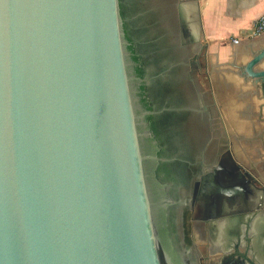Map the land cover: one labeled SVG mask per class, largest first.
I'll use <instances>...</instances> for the list:
<instances>
[{
    "label": "water",
    "instance_id": "1",
    "mask_svg": "<svg viewBox=\"0 0 264 264\" xmlns=\"http://www.w3.org/2000/svg\"><path fill=\"white\" fill-rule=\"evenodd\" d=\"M140 69L121 0H0V264H187Z\"/></svg>",
    "mask_w": 264,
    "mask_h": 264
},
{
    "label": "flooded vegetation",
    "instance_id": "2",
    "mask_svg": "<svg viewBox=\"0 0 264 264\" xmlns=\"http://www.w3.org/2000/svg\"><path fill=\"white\" fill-rule=\"evenodd\" d=\"M185 0H121L146 90L162 173L175 205L170 233L187 264H264V183L237 163L188 50ZM208 85V84H207Z\"/></svg>",
    "mask_w": 264,
    "mask_h": 264
},
{
    "label": "crops",
    "instance_id": "3",
    "mask_svg": "<svg viewBox=\"0 0 264 264\" xmlns=\"http://www.w3.org/2000/svg\"><path fill=\"white\" fill-rule=\"evenodd\" d=\"M197 7L199 54L205 81L219 103L220 129L229 138L237 163L264 183V85L243 81L238 70L264 48V34L254 38L248 33L264 14V0H197ZM262 70L264 60L254 68ZM240 138L252 142H243V149L237 143Z\"/></svg>",
    "mask_w": 264,
    "mask_h": 264
},
{
    "label": "built area",
    "instance_id": "4",
    "mask_svg": "<svg viewBox=\"0 0 264 264\" xmlns=\"http://www.w3.org/2000/svg\"><path fill=\"white\" fill-rule=\"evenodd\" d=\"M264 34V14H262L254 23L251 29V36L254 38H259ZM237 40H233V43Z\"/></svg>",
    "mask_w": 264,
    "mask_h": 264
},
{
    "label": "rangeland",
    "instance_id": "5",
    "mask_svg": "<svg viewBox=\"0 0 264 264\" xmlns=\"http://www.w3.org/2000/svg\"><path fill=\"white\" fill-rule=\"evenodd\" d=\"M205 78H206V75H200V78H199V80H200V84H201V86H202V88L204 89V90H207V87H208V85H207V83H206V81H205ZM211 90V89H210ZM211 92H212V100H213V102H214V105H215V108L217 109L216 110V116L219 114V110H218V106L217 105H219V103H217V100L213 97V91L211 90ZM241 140H238V144L239 145H241V146H243L242 148L244 149V144H243V142H252L250 139H244V138H240ZM233 143H235V145H236V141L235 140H233Z\"/></svg>",
    "mask_w": 264,
    "mask_h": 264
},
{
    "label": "bare ground",
    "instance_id": "6",
    "mask_svg": "<svg viewBox=\"0 0 264 264\" xmlns=\"http://www.w3.org/2000/svg\"><path fill=\"white\" fill-rule=\"evenodd\" d=\"M182 10H184V9H182Z\"/></svg>",
    "mask_w": 264,
    "mask_h": 264
}]
</instances>
